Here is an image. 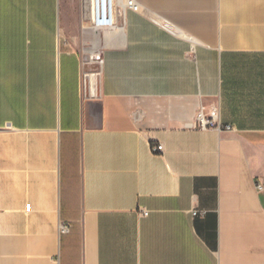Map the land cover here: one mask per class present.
<instances>
[{"label":"crops","instance_id":"0c3cea01","mask_svg":"<svg viewBox=\"0 0 264 264\" xmlns=\"http://www.w3.org/2000/svg\"><path fill=\"white\" fill-rule=\"evenodd\" d=\"M136 1L0 0V264H264V0Z\"/></svg>","mask_w":264,"mask_h":264},{"label":"built area","instance_id":"2783aa9c","mask_svg":"<svg viewBox=\"0 0 264 264\" xmlns=\"http://www.w3.org/2000/svg\"><path fill=\"white\" fill-rule=\"evenodd\" d=\"M89 7V18L91 26L95 29H107L117 24L118 19L123 15L125 9L138 11L139 4L136 0H87ZM186 127L192 129H215L217 131L232 130L231 125L223 123L219 116V106L212 105L206 111L199 109L193 121L186 124ZM152 152L161 153L163 145L161 143H152L150 145ZM260 182L256 183L258 190L262 189ZM141 214H146V210H141ZM198 211L192 210L196 215ZM69 229V225L61 222L60 231L64 232Z\"/></svg>","mask_w":264,"mask_h":264}]
</instances>
